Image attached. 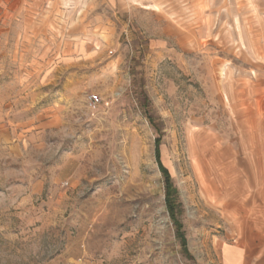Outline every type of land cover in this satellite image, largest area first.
<instances>
[{"label": "rangeland", "instance_id": "1", "mask_svg": "<svg viewBox=\"0 0 264 264\" xmlns=\"http://www.w3.org/2000/svg\"><path fill=\"white\" fill-rule=\"evenodd\" d=\"M242 239L264 242V0L0 5V264H223Z\"/></svg>", "mask_w": 264, "mask_h": 264}, {"label": "crops", "instance_id": "2", "mask_svg": "<svg viewBox=\"0 0 264 264\" xmlns=\"http://www.w3.org/2000/svg\"><path fill=\"white\" fill-rule=\"evenodd\" d=\"M31 1L22 0L24 4H31ZM12 2L14 0H0V5ZM222 262L223 264H264V242L256 243V241L242 239L226 244L222 247Z\"/></svg>", "mask_w": 264, "mask_h": 264}, {"label": "trees", "instance_id": "3", "mask_svg": "<svg viewBox=\"0 0 264 264\" xmlns=\"http://www.w3.org/2000/svg\"><path fill=\"white\" fill-rule=\"evenodd\" d=\"M160 143H161L160 140H158L157 146H156V158H157V162H158L160 171L162 172V174L165 178L166 205H167V209H168V212L170 213L171 218L174 219V221H175V225L177 227V233L182 240V244L184 245V247H186V240H185L183 232H182V225L177 221V218H176V215H177L176 214V207H177V205L175 203L174 197L177 194V190L173 186L171 175H170L168 169L162 164ZM185 251H187V250H185Z\"/></svg>", "mask_w": 264, "mask_h": 264}, {"label": "built area", "instance_id": "4", "mask_svg": "<svg viewBox=\"0 0 264 264\" xmlns=\"http://www.w3.org/2000/svg\"><path fill=\"white\" fill-rule=\"evenodd\" d=\"M90 104L92 105V106H97V105H99V103H100V98L98 97V96H96V95H94V96H90Z\"/></svg>", "mask_w": 264, "mask_h": 264}]
</instances>
